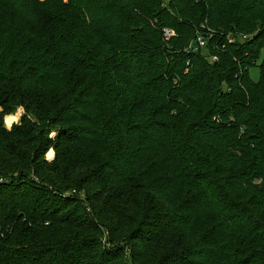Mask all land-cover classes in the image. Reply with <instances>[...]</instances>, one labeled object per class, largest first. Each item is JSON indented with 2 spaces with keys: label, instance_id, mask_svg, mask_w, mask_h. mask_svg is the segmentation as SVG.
<instances>
[{
  "label": "trees",
  "instance_id": "1",
  "mask_svg": "<svg viewBox=\"0 0 264 264\" xmlns=\"http://www.w3.org/2000/svg\"><path fill=\"white\" fill-rule=\"evenodd\" d=\"M6 102L0 264H264V0H0Z\"/></svg>",
  "mask_w": 264,
  "mask_h": 264
},
{
  "label": "rangeland",
  "instance_id": "2",
  "mask_svg": "<svg viewBox=\"0 0 264 264\" xmlns=\"http://www.w3.org/2000/svg\"><path fill=\"white\" fill-rule=\"evenodd\" d=\"M258 62H260V59ZM249 75L253 81H256L258 79L257 68L251 69ZM6 118H9L10 120L16 118L12 122L11 131H8L7 128L5 127V119ZM27 122L35 123L33 118H31L29 115H27L21 106L14 105V104H11L9 102H6V103L2 104V106H0V131H4L5 133H10L14 129L22 127V125L27 123ZM49 135H50V137H53L55 135L54 130H51V132H49ZM54 157H55V152L52 149L49 150L45 155V158L48 161H52L54 159ZM79 195H80V197L83 196V194H79ZM116 202H117V198H111V200L109 201V204L114 205ZM137 202H138V197L133 198L132 200L125 202L124 205L119 209L120 210L119 211L120 218L124 219L126 217L132 216L136 219V217H137L136 212L137 211L135 210L134 207H136ZM126 219H128V218H126ZM167 245H168L167 241H165V243L161 244V246L164 248ZM162 247L154 248L151 251V254H150L149 258L147 259V261L145 262V264H156L158 257L162 254V252L164 250Z\"/></svg>",
  "mask_w": 264,
  "mask_h": 264
},
{
  "label": "built area",
  "instance_id": "3",
  "mask_svg": "<svg viewBox=\"0 0 264 264\" xmlns=\"http://www.w3.org/2000/svg\"><path fill=\"white\" fill-rule=\"evenodd\" d=\"M164 33H165V36L167 37V38H169L170 36H171V33H169L168 31H164ZM244 38H246V37H244ZM233 40H230L229 42H232ZM204 46V41L203 40H201V39H197V45L195 46V48L194 49H196V48H202Z\"/></svg>",
  "mask_w": 264,
  "mask_h": 264
},
{
  "label": "clouds",
  "instance_id": "4",
  "mask_svg": "<svg viewBox=\"0 0 264 264\" xmlns=\"http://www.w3.org/2000/svg\"><path fill=\"white\" fill-rule=\"evenodd\" d=\"M16 118H14V119H9V118H6L5 119V127L7 128V130L8 131H11V129H12V122H13V120H15Z\"/></svg>",
  "mask_w": 264,
  "mask_h": 264
}]
</instances>
